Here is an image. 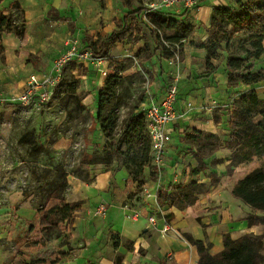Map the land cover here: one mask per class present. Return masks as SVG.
<instances>
[{"label":"rangeland","instance_id":"374dc122","mask_svg":"<svg viewBox=\"0 0 264 264\" xmlns=\"http://www.w3.org/2000/svg\"><path fill=\"white\" fill-rule=\"evenodd\" d=\"M194 1L190 8L172 7L173 11H170V15L182 16L184 17L182 19L190 24L189 9H195L202 2V0ZM122 2L126 11L142 6L164 7L163 0H122ZM222 2L225 6L239 8L237 0H222ZM12 14L18 22L23 21L21 7L14 8ZM122 17L120 16V19ZM194 26L198 28L197 35L200 37L206 27L200 22ZM142 34L149 39L152 47L149 26L139 23L138 38ZM99 37L103 38L101 35ZM85 40L88 45L85 49L92 51L90 44L96 39L86 36ZM143 45L144 40L141 38L136 43H132L128 38L109 45L102 56L92 51V62L70 61L63 68L61 81L55 86L50 99L46 102L24 103L18 98L10 99L11 101L4 97L0 98V257L6 256L8 260L18 257L22 260L32 254L26 251V248H22L26 241L32 239L28 238L30 227H24L22 221L18 224V215L14 213L16 209L25 204L33 209H39L55 189H60L65 198H83L86 190L82 186H76L77 183L85 182L93 185L99 173L98 169L105 168L112 171L125 159L124 152H136L149 140L146 129L136 127L126 132L125 123L130 116L136 115L139 110L142 111L143 102L150 93H153V89L174 84L178 88V93L179 89L182 91L183 79L186 77L182 72L185 52H194L192 56L197 63L203 54L205 58L204 49V53L200 56L198 53L200 48L193 47L188 42H185L183 47H175V58L171 60L160 58L158 55L153 56L152 49L146 54H138V50ZM215 62L219 71H225V61L215 60ZM260 64L264 66V54L260 58ZM108 78H110L109 84H107ZM242 85L238 84V86ZM236 95H222V100L212 108L213 117L215 114L221 121L216 123L220 130H201L203 133L187 135L193 131L191 129L185 130L180 136L183 146L179 154L184 160V167H189V171L201 167L199 178L205 176L210 178V181L204 183L201 188L200 199L208 193L206 190H210L208 186L210 183L220 182L230 187L238 174L244 176L253 169L264 168V155H262L228 169L231 153L223 143L230 128L227 126L228 117L224 109L232 107ZM102 98L107 103L99 120L98 104ZM100 121L112 128L111 140L102 130ZM207 133H212L214 136H209ZM119 139L121 151L118 156H113L110 162H96L91 165L80 162L84 153L105 158ZM196 154L203 155L201 162L196 161ZM150 161L142 176L145 182L143 185L135 182L126 168L121 167V170L125 169V171H117L123 175L117 176L118 179L115 177L116 181L111 185L109 194L101 201L108 204L107 212L104 216L91 213L93 219L105 220L112 205H118L127 217L134 219L161 216L152 185H157L158 188L160 186L157 181L151 179L150 169L154 167V163L152 159H149ZM220 172L223 177H218ZM100 182L101 178L99 184ZM196 182L202 183V181ZM118 187L121 189L118 190ZM43 215L41 213L33 219L37 226L38 218ZM72 229L62 226L48 230L49 237H60L57 251L61 252L59 248L61 244H70ZM103 233L104 236L99 239L100 241L105 237V230ZM110 237L114 244L115 239L112 234ZM120 238L122 241L121 236ZM134 244L127 245L128 252L134 256L130 255L127 258V264H133L135 260H137L135 264H139L142 259L147 260L145 264H157L156 262L167 264L172 260L171 256L148 254L137 246V242ZM52 254H55V250ZM123 261V255L120 262L115 257L117 264Z\"/></svg>","mask_w":264,"mask_h":264},{"label":"crops","instance_id":"0c3cea01","mask_svg":"<svg viewBox=\"0 0 264 264\" xmlns=\"http://www.w3.org/2000/svg\"><path fill=\"white\" fill-rule=\"evenodd\" d=\"M12 1L3 0L0 7L3 10H9ZM20 1L26 20L24 38L20 39L13 34L3 37L6 59L4 62L0 60V98L4 97L7 100L20 94L31 73H42L48 69L55 57L65 50V44L69 39L78 41L82 45L81 47L85 48L88 46L85 40L86 36H92L96 40L99 35L103 38L108 36L117 27L115 20H119L120 16H124L128 12L126 8L124 9L122 0ZM223 3L222 0H202L195 9H189L190 24L196 25L200 22L205 27H209L213 7L223 5ZM170 11L172 12V10ZM7 13L8 11H4V14ZM173 17L179 20L184 18L179 15ZM183 21L187 23L186 20ZM207 36L208 33L204 30L200 38L204 40ZM193 53L185 52L182 72L186 77L183 79L182 91L179 89L176 103L177 109L184 112L185 115L173 126L174 138L167 148L169 163L163 169L161 179L157 180L159 186L166 188L193 181H202V183L210 181L209 177L199 178V173H193L189 171V167H184V160L179 154L183 146L180 136L184 134L185 130L191 129L220 130L213 119L212 108L222 100V95L235 96L238 93L236 95L238 97L245 90L255 89L259 96L264 98V80L253 85L243 84L238 87H229L225 71L218 70L211 75L203 74L206 67L203 49H198L200 56L203 54L199 57L198 63L196 60L194 61ZM214 63L216 62L214 61ZM166 88L153 89L151 95L161 98ZM237 90L241 91L237 92ZM189 102L192 104L191 106H188ZM189 108L190 112H188ZM196 161L198 160L196 159ZM98 170L99 173L95 172L97 177L93 185L85 182L76 184L86 190V195L83 198L66 197L67 202L79 200L84 202L83 206L74 212V223L71 226L66 223L60 226H65L66 229L73 228L70 244H61L60 252V250H56L60 245V237H49L48 230V232H41V235L37 236L41 227L40 220L46 218V215L38 218L37 226L33 222V219L39 215L37 209L25 204L16 209L14 213L18 215V224L22 221L24 227H30L28 238L32 240L26 241L22 248H26L25 250L32 254L28 256L29 258L22 260L18 257H13L12 260H8L6 256L0 257V264H29L32 259L38 258L45 259L47 263L52 262V264H117L115 257L118 253L124 257L121 264H127V258L131 255L127 250V245H135V242L148 254L152 253L154 256L157 254L161 257L171 256L172 260L166 262L167 264H198L199 255L196 246L184 238V233H190L196 239L211 242L210 252L212 254H218L224 249L223 235L226 233H230L234 238L245 233L261 235L264 254L263 225L249 224V216L254 213V210L244 201L235 197L232 192L235 183L243 175L238 174L230 187H226L220 182L208 184L210 187L208 193L198 203L186 209L158 205L161 217L157 218L155 222H150L149 217L138 219L127 217L118 205H112L105 220L93 219L94 216L91 213L94 215V208L109 194L111 185L114 183L110 182L112 177L110 169L100 168ZM122 170L125 171V169ZM122 170L120 169V171ZM201 171L202 169L199 172ZM121 174L117 172L115 177ZM218 177H223L221 172ZM152 187H154L153 193H156L158 186L152 185ZM120 189L118 187V190ZM256 213L264 214L262 211ZM167 216H170L171 219ZM164 219L168 221L169 231L164 230ZM16 223L14 224L16 225ZM103 230H105V237L103 241H100L99 239L104 236ZM110 234H118L122 237L118 249L114 248ZM49 249L55 250V254H52L53 250ZM57 257L59 258L57 259ZM146 261L142 259L139 264H145ZM136 262L137 260L133 264Z\"/></svg>","mask_w":264,"mask_h":264},{"label":"trees","instance_id":"16d2710c","mask_svg":"<svg viewBox=\"0 0 264 264\" xmlns=\"http://www.w3.org/2000/svg\"><path fill=\"white\" fill-rule=\"evenodd\" d=\"M2 2L3 0H0V5ZM237 3L238 9L225 5L213 7L210 26L205 28L208 36L204 40L197 35V29L193 24H187L185 21L171 16L170 11L142 6L128 11L122 19H116L117 27L108 36L99 37L91 43V49L97 55L102 56L111 44L128 38L132 43H136L141 38L145 42L138 50V54H146L152 49L153 56L158 55L160 58L171 60L175 58V47H183L184 43L188 42L193 47L205 50L204 75L218 72L219 68L214 63L215 60L225 61L229 87H235L238 84L253 85L264 79V66L260 64V58L264 54V0H237ZM17 7H21L23 12V21L20 22L12 14L13 9ZM4 11H8V13L4 14ZM139 23L149 26L152 47L145 35L142 34L138 38ZM25 29L24 10L19 0H13L9 10H3L0 7V60L2 62L6 59L3 44L4 35L13 34L22 39ZM97 44L99 45L97 46ZM109 82L110 78H108L107 84ZM106 103L104 98L100 99L98 104L99 120H101ZM225 110L228 117L227 126L230 128L227 139L223 143V146L231 153L228 169L248 162L255 156L264 155V98H261L255 89H248L234 98L232 107H227ZM213 119L216 123L221 122L215 114ZM100 125L111 140L112 128L105 122L100 121ZM136 127L146 129L145 118L140 110L139 113L137 112L136 115L127 119L124 129L127 132ZM195 133L200 134L203 131L193 129L187 135H195ZM207 135L214 136L212 133H207ZM120 151L119 139L105 158H97L93 154L84 153L80 162L88 165L96 162L108 163L113 156H118ZM124 155L123 162L112 170L111 184L115 180L117 171L124 167L135 182L143 185L145 182L142 176L145 168L151 163L149 159H152L150 139L136 152L128 151L124 152ZM196 158L201 162L203 155L196 154ZM201 169V167H197L192 172L199 173ZM150 176L153 181L158 180L155 167L150 169ZM204 185V183L193 181L168 188L160 186L155 193L156 201L160 206L168 205L186 209L199 202L201 188ZM208 191L206 190V192ZM232 192L235 197L252 207L254 213L249 216V224H262L264 234V214L256 213L257 211L264 212V168L259 167L247 173L235 183ZM82 205V200L67 202L62 191L55 189L43 205L37 209V214H45L46 218L40 220L41 227L36 235L40 236L41 232L60 227L65 223L71 226L75 221L74 212L78 211ZM167 217L171 219L170 216ZM198 219L200 220V218ZM183 236L196 246L199 255L198 264L264 263L261 235L245 233L234 238L230 233H226L223 235L224 249L218 254L210 252L211 242L196 239L190 233H184ZM112 237L115 239L113 246L118 249L121 242L120 235L112 234ZM116 259L118 262L121 261L119 253ZM29 264H52V262L47 263L45 259L38 258L32 259Z\"/></svg>","mask_w":264,"mask_h":264},{"label":"built area","instance_id":"2783aa9c","mask_svg":"<svg viewBox=\"0 0 264 264\" xmlns=\"http://www.w3.org/2000/svg\"><path fill=\"white\" fill-rule=\"evenodd\" d=\"M194 0H163L164 7L155 6L152 9H162L170 11L172 7H192ZM173 11V10H172ZM66 48L52 61L48 69L42 73H31L23 86L20 94L13 96L24 103L28 102H46L50 99L55 86L61 81L63 68L70 61L92 62L93 52L82 48L76 40H68ZM178 88L171 84L162 93L161 98L150 96L142 106V113L146 122V129L151 142V156L156 168L158 180L163 175V169L168 165L167 148L174 138V124L185 114L176 107L178 101ZM192 104L189 102L188 106ZM190 108L188 112H190ZM160 182V181H159ZM156 196V195H155ZM108 204L100 203L95 211V215L104 216L107 212ZM151 222L157 221V218L150 216ZM165 231L168 229V221L164 219Z\"/></svg>","mask_w":264,"mask_h":264}]
</instances>
